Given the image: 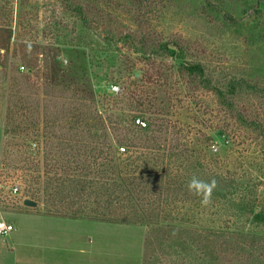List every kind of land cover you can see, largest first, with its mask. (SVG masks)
Masks as SVG:
<instances>
[{
    "label": "rangeland",
    "instance_id": "374dc122",
    "mask_svg": "<svg viewBox=\"0 0 264 264\" xmlns=\"http://www.w3.org/2000/svg\"><path fill=\"white\" fill-rule=\"evenodd\" d=\"M134 1L0 0V215L14 226L9 235L0 236V264H264V229L250 223L246 212H238L243 200L264 203V137L240 124L236 113L223 109L214 92L196 88L190 93L188 79L172 58H147L133 50L131 39L123 40L126 34L140 37L142 32L154 40L176 42L171 45L184 49L183 61L201 63L213 80L253 75L254 64L264 53V42L260 48L247 44V26L257 17L247 1L256 0H234L229 12L238 17L240 27L226 18L230 1L221 5L213 0L209 5L206 0H142L138 12ZM73 2L87 9L88 29L68 10ZM137 21H146V26L140 30ZM67 41L84 43L94 61L90 78L98 107L103 98L113 103L112 97L127 95L118 103L123 107L117 125L129 127L128 118L133 116L137 124L138 101L150 100L160 107L167 129L159 135L170 148L165 157L153 161L150 157L124 172L106 165L111 174L100 180L97 171L104 165H91L88 174L83 168L89 165H80V172L67 170L77 165L50 170L56 165L48 166L52 162L45 156L42 123L56 115L65 117L69 107L66 101L45 103L43 78L51 72L54 57L59 55L64 67L77 61L55 44ZM27 70H34L35 76L30 78ZM166 71L172 81L161 79ZM138 73L141 78L133 79ZM111 85L119 91L112 93ZM235 101L249 119L264 125L263 90ZM80 103L73 109H82ZM140 120L150 122L147 117ZM36 121L41 126H33ZM131 133L140 139L146 136L137 129ZM142 169L145 174L157 169L160 177L143 176ZM130 173L143 187V199L124 215L135 222L107 221L103 216L114 207L108 206V198L95 202L96 195L87 212L93 215V208L98 209L99 221L52 218L43 209L52 199L46 192L51 179L76 178L82 181L77 183L80 187L107 180L113 191L120 188L112 182L129 179ZM192 176L214 178L226 198L219 201L214 195L208 207L195 200L183 207L171 180L188 183ZM66 182L67 189L59 196L63 206L73 201L67 194L74 195L76 189ZM16 185L18 193L13 192ZM37 189L40 193L35 195ZM23 197L40 202L35 208L25 207Z\"/></svg>",
    "mask_w": 264,
    "mask_h": 264
},
{
    "label": "trees",
    "instance_id": "16d2710c",
    "mask_svg": "<svg viewBox=\"0 0 264 264\" xmlns=\"http://www.w3.org/2000/svg\"><path fill=\"white\" fill-rule=\"evenodd\" d=\"M206 1L211 5V1L213 0ZM218 1H221V5L224 1H230V5L226 8V18L232 25L242 26L236 19L238 17L229 12L230 7L234 5V0ZM142 2V0H135L134 4L132 2V5L136 8V12L139 11ZM247 3V8L254 10L255 16H257L255 22L247 26V30L250 33L247 44L249 46L257 44L256 46L260 48L261 44L264 42V18L262 16L264 14V0H256L255 3L247 1ZM237 8L238 6H236V9ZM68 10L78 17L82 27L88 29V26H90V15L87 9L73 2V4L69 5ZM260 19L262 20L260 21ZM137 23L139 24L140 30L146 26V21L142 23L137 21ZM129 39H131L129 43L132 45V48L134 46L133 50L142 56L148 58L151 55H158L172 58L173 61L179 64L178 70L188 79L186 85H188L190 93L191 90L196 91V88L214 92L217 96L219 105L223 109H226L230 113H236L237 121L240 124L248 126V128L259 132V134L264 137V125L261 122L249 119L245 112L237 106L235 101L248 93L257 94L261 90L264 91V53L260 58V63L254 64L255 74L251 75L247 73L245 77L238 78L237 76H227L213 80L201 63L183 61L184 49L181 46L178 47L180 48L178 50L171 47V44L177 46L176 42L175 44L170 41L154 40L150 37V34L142 32L140 33V37L139 35L129 33V35L126 34L123 38L125 41ZM112 42L113 41L110 39V41H108L109 45L112 44ZM115 42H118V40ZM55 44L65 48L63 50H66L69 56L71 53L76 56L77 61H75V63L71 62L68 66L64 67L58 60V55L53 59L51 72L47 75L45 74L43 78L45 79L44 83L46 85L44 90L45 103L48 104V102L50 103L51 101H66L67 108L69 107V111H67L65 117L56 115L51 118V120L48 118L46 120L43 119L44 121L42 124L45 128L44 135L48 146L47 151L45 150V156L52 162L48 164V166L56 165L50 170L56 169V171H58L60 169L59 165H63V167L65 165H77V167H67V170L80 172V165H89L90 167L88 166L86 169L83 168V170H85L84 172L88 174L87 172L92 168L91 165H104L103 170L97 171V177L98 180H100L104 179L105 173L111 174L109 171L110 168L109 170L106 169V165H115L120 171L124 172L129 171V167L137 165L138 162L142 164L147 163L150 157L153 158L151 159L152 161L165 157L170 148L169 145L165 144L163 136L161 137V135H159L165 128L167 129V124L164 123L162 118L163 111L160 107L150 100L145 99L143 101H138L136 102V109L139 110L140 114L137 115V120H140L141 117H147V119L150 120L148 125L143 120L140 121H143L146 127H143L141 124H136V116H133L131 119L128 118L127 123L129 127H120L117 124L123 106H119L120 104L118 103L120 101L122 102L127 95L123 94L112 97L114 98L113 103H107L108 98H103V100L100 101L101 106L98 107V103L96 102L99 96L95 93L90 78L94 61H92L91 57L87 56V52L83 48L84 43L79 42L75 44L72 41H67L63 43L56 42ZM27 72L30 78L35 76L34 70H32V72L27 70ZM165 74L164 77L161 75V79H166L167 82L172 81V79L168 77V71H166ZM23 79L27 78L23 77ZM78 102H81L79 106H81L82 109H73V106L75 104L77 105ZM44 114L46 115V113ZM124 117L127 116L125 115ZM59 122H65V125H60ZM35 124H37H33L35 127L41 126V121H36ZM132 129H137L146 136H144L143 139L136 138L132 136ZM60 131L62 134H58ZM165 137L167 138V135H165ZM173 150H175V148H173ZM171 154H173L172 150ZM173 156H176V152H174ZM140 173L143 176L149 175L151 178L160 177L157 169H153L150 172L148 171L146 174L142 169ZM130 175L128 176L129 179L126 177L122 179L121 182H118V180H116V182L113 181L112 183H117L115 185L120 188L117 189L115 186L113 191H111V184L107 180H104L102 183L92 182V184L80 187L77 183H82V181L76 180V178L72 180L65 178L51 179V182L47 183L46 192L47 198L52 196V199L50 198L47 200L48 202L46 201L47 203L45 202L48 207L43 209L49 216L99 221V217L101 216L99 215L98 209L93 208V215H89V212H87L90 198L96 195L97 198L95 202H100L102 199L108 198V206L114 207L103 217H107V221L110 220L112 222L117 220L122 222L127 220L124 215H129V211L134 209L143 199L142 183L138 184L136 181L138 177L135 178ZM141 179L146 180V178L142 177ZM66 181L75 184L76 189H74V195L67 194V199L73 197V201L70 198L71 201L68 202L69 205L63 206L61 202L64 203V199L61 201L59 196L60 194H64L63 192L67 189ZM171 181L174 183L170 185H175L173 188L177 195V201L180 202L183 207L186 206L184 204L192 202L193 200H195V204H200V199L191 194L186 188L187 183L174 181V178ZM89 187L92 190L90 192L87 191ZM220 188L222 187L218 185L212 194V197L215 195L218 197L217 200L219 201V197L226 198L225 193H223V191L220 192ZM50 190L52 192L48 194ZM169 192L170 190H167L166 196H164V198L167 197V201L171 195ZM39 193L40 189H37L35 195ZM35 200L37 202L39 201L38 199ZM60 205L61 207H59ZM74 205H78V208H75ZM240 205V210L238 209V212H246L245 217L247 216V219H250V223L264 229V203L260 200H243ZM99 206L101 205L99 204ZM126 222L131 223L135 221L128 219Z\"/></svg>",
    "mask_w": 264,
    "mask_h": 264
},
{
    "label": "clouds",
    "instance_id": "9594fccd",
    "mask_svg": "<svg viewBox=\"0 0 264 264\" xmlns=\"http://www.w3.org/2000/svg\"><path fill=\"white\" fill-rule=\"evenodd\" d=\"M217 181L203 180L197 176H192L187 183L188 191L200 199L202 207H208L212 203V194L217 188Z\"/></svg>",
    "mask_w": 264,
    "mask_h": 264
},
{
    "label": "built area",
    "instance_id": "2783aa9c",
    "mask_svg": "<svg viewBox=\"0 0 264 264\" xmlns=\"http://www.w3.org/2000/svg\"><path fill=\"white\" fill-rule=\"evenodd\" d=\"M23 70H26L25 68H22ZM110 91L112 93H117L119 91V87L117 85H111ZM137 124H141L142 126H145V123L143 121L137 120ZM14 193L20 192V187L16 185L13 188ZM14 230V226L11 223L6 222L2 217L0 216V236H7Z\"/></svg>",
    "mask_w": 264,
    "mask_h": 264
},
{
    "label": "water",
    "instance_id": "95a60500",
    "mask_svg": "<svg viewBox=\"0 0 264 264\" xmlns=\"http://www.w3.org/2000/svg\"><path fill=\"white\" fill-rule=\"evenodd\" d=\"M171 47L175 48V49H178V48H176V47H174L172 45H171ZM139 78H141V74L138 73V74H134L133 75V79H139ZM23 205L26 206V207H32V208L34 207L35 208V207H37L38 203L33 201V200H31V199H29V198H25L24 201H23Z\"/></svg>",
    "mask_w": 264,
    "mask_h": 264
},
{
    "label": "crops",
    "instance_id": "0c3cea01",
    "mask_svg": "<svg viewBox=\"0 0 264 264\" xmlns=\"http://www.w3.org/2000/svg\"><path fill=\"white\" fill-rule=\"evenodd\" d=\"M25 198H27V197H23L22 198V204H23V201H24V199ZM26 207V206H25ZM41 207V206H40ZM1 216V215H0ZM48 217H54V218H62V219H67V220H75V221H84V220H78V219H69V218H64V217H56V216H48ZM58 245H60V244H58ZM51 248H53L54 249V246H52ZM55 248H57V246H55Z\"/></svg>",
    "mask_w": 264,
    "mask_h": 264
}]
</instances>
